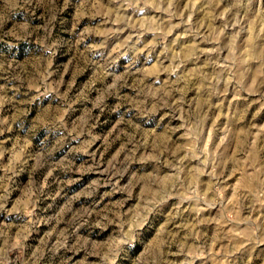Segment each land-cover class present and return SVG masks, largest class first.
<instances>
[{
	"label": "rangeland",
	"instance_id": "1",
	"mask_svg": "<svg viewBox=\"0 0 264 264\" xmlns=\"http://www.w3.org/2000/svg\"><path fill=\"white\" fill-rule=\"evenodd\" d=\"M0 264H264V0H0Z\"/></svg>",
	"mask_w": 264,
	"mask_h": 264
}]
</instances>
